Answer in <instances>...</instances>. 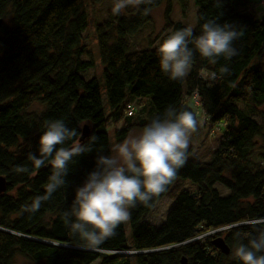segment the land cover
I'll use <instances>...</instances> for the list:
<instances>
[{
    "label": "trees",
    "instance_id": "16d2710c",
    "mask_svg": "<svg viewBox=\"0 0 264 264\" xmlns=\"http://www.w3.org/2000/svg\"><path fill=\"white\" fill-rule=\"evenodd\" d=\"M193 1L194 35L200 34L208 19L235 24L244 33L234 42L238 54L212 63L195 51L188 75L174 81L162 72L157 49L167 35L187 25L170 19V0L129 6L119 15L108 11L94 27L106 114L98 80L82 76L94 66L83 44L87 25L83 0H0V175L6 181L0 193V264H13L15 255L39 264H183L182 260L184 264H242L234 256L235 248L248 244L264 228L249 223L264 218V69L253 62L264 45V16L255 17L254 4L248 0ZM187 2L178 0L183 11ZM163 3L156 45L149 41L148 48L130 49L129 36ZM224 66L230 74L221 76ZM213 72L216 80L210 79ZM194 93L197 105L192 101ZM144 99L152 106L141 109L152 115L147 121L131 123L132 103L141 105ZM187 100L192 109L185 106ZM33 103L40 110H28ZM170 106L192 111L196 119L200 115L213 132L214 127L223 128L210 159L193 160L188 148L187 162L177 171L176 178L188 180L195 189L174 192L173 203L157 226L148 223L146 216L171 184L153 197L150 207L138 204L130 209L129 244L123 223L99 250L87 248L70 232L62 214L70 208L75 189L95 168L97 155L109 154L106 117L114 126L120 123L114 129L115 142L120 143L132 129L163 117ZM56 119L78 133L86 125L81 143L95 134L96 144L70 162L66 188L53 193L34 214L23 212L24 205L44 194L51 173L49 164L35 168L29 153L39 154L45 121ZM21 166L28 171H15ZM215 184L227 192L220 194ZM216 237L229 248L227 254L212 244Z\"/></svg>",
    "mask_w": 264,
    "mask_h": 264
},
{
    "label": "clouds",
    "instance_id": "9594fccd",
    "mask_svg": "<svg viewBox=\"0 0 264 264\" xmlns=\"http://www.w3.org/2000/svg\"><path fill=\"white\" fill-rule=\"evenodd\" d=\"M151 3L152 0H115L112 13L119 15L126 7L139 8ZM243 34L237 25L217 19L206 20L199 35H194L191 27L176 30L158 45L160 68L169 79L182 80L191 69L195 51L212 63L221 56L231 59L238 54L234 42ZM219 71L221 76L230 74L227 66ZM217 78V73L210 74V79ZM197 128L192 111L170 106L163 117L151 119L139 134L115 144L110 149L114 155H97L95 168L75 189L70 208L62 214L70 232L87 248L99 250L121 224L129 221L130 209L138 204L150 207L153 197L165 192L176 179L177 171L187 162L190 137ZM81 137L82 132L69 128L61 119L45 121V131L38 140L39 154L29 153L28 158L37 169L49 164L51 173L44 194L24 205L23 212L34 214L53 193L67 187L70 162L75 163L74 157L91 152L97 141L95 134L88 137L87 143H81ZM15 171L24 173L28 169L21 166ZM249 223L256 228L264 224V218ZM258 233L248 244L240 243L235 248L234 256L242 264H264V228L258 229Z\"/></svg>",
    "mask_w": 264,
    "mask_h": 264
},
{
    "label": "rangeland",
    "instance_id": "374dc122",
    "mask_svg": "<svg viewBox=\"0 0 264 264\" xmlns=\"http://www.w3.org/2000/svg\"><path fill=\"white\" fill-rule=\"evenodd\" d=\"M254 4V16L260 18L264 16V6L260 4L261 0H248ZM115 0H83V10L86 15L87 25L83 34V44L85 49L89 51L90 56L94 61V66L82 73V76L85 79H88L94 76L99 83V90L102 97L104 111L108 113V106L106 103L105 95H104V85H103V78H102V69L99 62V54L96 44V38L94 33V27L97 23L103 21L106 18L107 12L112 11V6ZM165 4H161L160 6L152 9L149 12L150 20L147 21L133 36H129V47L130 49H143L149 47V41L152 42L153 46L156 45V38L159 36L162 26H163V10ZM131 7V6H130ZM195 5L193 0H188L186 10L183 11L181 6L178 3V0H170V19L173 21H183L187 27H191L193 29L195 25ZM82 58H85L83 56ZM253 62L262 69H264V45L261 49V52L258 56H256ZM151 107V103L148 99H144L143 104L139 105L137 102L132 103L133 107V115L129 118L131 123H140L147 121L149 117L152 115V112L147 111L144 109L142 111L141 107ZM185 106L189 109H192V104L190 100L185 101ZM41 106L39 104L33 103L28 110L38 111L40 110ZM146 110V111H145ZM257 120L259 117L255 116ZM198 121V128L195 133H193L190 137V144L189 148L190 158L196 161H206L210 159L212 149L218 144L219 140L221 139V134L223 132V128H215L214 132L209 129V126L204 124L200 118V115L197 116ZM120 123L116 124L115 126L111 122L110 118L107 116L106 121L104 124V129L108 135L109 141V154L114 155L110 151V149L117 144L115 142V135L114 129L119 128ZM143 128H134L129 133V135L139 134ZM128 135V136H129ZM127 136V137H128ZM121 143V142H120ZM228 175V174H227ZM81 183L80 186H82ZM214 187L218 190L220 194H225L227 191L220 185L215 184ZM187 189V190H194L195 185L188 180H184L181 178H176L169 189L167 190L166 194L161 197L154 205V207L150 210L148 215L146 216V221L150 224L155 226L161 224L165 219L166 213L168 209L171 207L173 203L172 195L174 192L178 191L179 189ZM126 227V239L127 243H130V234L127 227V222L124 223ZM131 253V252H130ZM13 264H39L34 263L26 259L21 255H15L13 258ZM95 264V262L93 263Z\"/></svg>",
    "mask_w": 264,
    "mask_h": 264
},
{
    "label": "water",
    "instance_id": "95a60500",
    "mask_svg": "<svg viewBox=\"0 0 264 264\" xmlns=\"http://www.w3.org/2000/svg\"><path fill=\"white\" fill-rule=\"evenodd\" d=\"M82 137L81 140H83V138L86 136L87 132H88V128L86 125H83L82 127ZM5 184L6 181L5 179L0 175V193L4 191L5 189ZM212 244L223 254H227L229 252V248L227 247V245L224 243L223 239L221 237H216L212 240ZM182 263L184 264V260H182Z\"/></svg>",
    "mask_w": 264,
    "mask_h": 264
},
{
    "label": "built area",
    "instance_id": "2783aa9c",
    "mask_svg": "<svg viewBox=\"0 0 264 264\" xmlns=\"http://www.w3.org/2000/svg\"><path fill=\"white\" fill-rule=\"evenodd\" d=\"M260 4H261L262 6H264V0H261V1H260ZM192 101H193V104H194V105H197V104H198V97H197V95H196L195 93H194L193 96H192ZM131 113H132V108L128 109L127 114L130 115Z\"/></svg>",
    "mask_w": 264,
    "mask_h": 264
}]
</instances>
